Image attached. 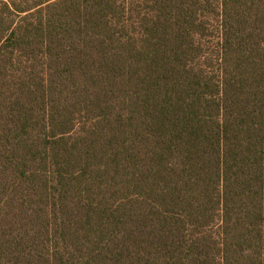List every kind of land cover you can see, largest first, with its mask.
I'll return each instance as SVG.
<instances>
[{
  "label": "trees",
  "instance_id": "trees-1",
  "mask_svg": "<svg viewBox=\"0 0 264 264\" xmlns=\"http://www.w3.org/2000/svg\"><path fill=\"white\" fill-rule=\"evenodd\" d=\"M0 264H264V0H0Z\"/></svg>",
  "mask_w": 264,
  "mask_h": 264
},
{
  "label": "rangeland",
  "instance_id": "rangeland-1",
  "mask_svg": "<svg viewBox=\"0 0 264 264\" xmlns=\"http://www.w3.org/2000/svg\"><path fill=\"white\" fill-rule=\"evenodd\" d=\"M219 26L220 24L216 20L211 19L208 21L206 23L205 33L200 40L202 52L200 59H197L196 62L201 63L202 68L209 74L217 70L216 59L221 42Z\"/></svg>",
  "mask_w": 264,
  "mask_h": 264
}]
</instances>
